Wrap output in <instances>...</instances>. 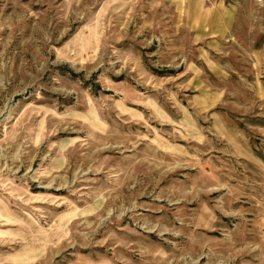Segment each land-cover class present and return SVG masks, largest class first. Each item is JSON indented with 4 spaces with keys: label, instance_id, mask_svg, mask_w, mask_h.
Instances as JSON below:
<instances>
[{
    "label": "rangeland",
    "instance_id": "1",
    "mask_svg": "<svg viewBox=\"0 0 264 264\" xmlns=\"http://www.w3.org/2000/svg\"><path fill=\"white\" fill-rule=\"evenodd\" d=\"M0 264H264V0H0Z\"/></svg>",
    "mask_w": 264,
    "mask_h": 264
}]
</instances>
